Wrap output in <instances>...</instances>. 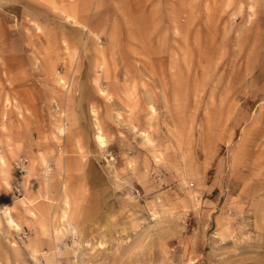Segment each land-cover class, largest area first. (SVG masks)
<instances>
[{
    "label": "rangeland",
    "instance_id": "374dc122",
    "mask_svg": "<svg viewBox=\"0 0 264 264\" xmlns=\"http://www.w3.org/2000/svg\"><path fill=\"white\" fill-rule=\"evenodd\" d=\"M0 264H264V0H0Z\"/></svg>",
    "mask_w": 264,
    "mask_h": 264
},
{
    "label": "bare ground",
    "instance_id": "6f19581e",
    "mask_svg": "<svg viewBox=\"0 0 264 264\" xmlns=\"http://www.w3.org/2000/svg\"><path fill=\"white\" fill-rule=\"evenodd\" d=\"M99 141L101 142V144H103V137H102V136L99 137ZM1 160H2V159H1ZM3 162H4V161H2V163H3ZM5 217H6L7 222H8L10 225H16L15 222H14V220H13V216H12V214H11L10 211H6V212H5Z\"/></svg>",
    "mask_w": 264,
    "mask_h": 264
},
{
    "label": "built area",
    "instance_id": "2783aa9c",
    "mask_svg": "<svg viewBox=\"0 0 264 264\" xmlns=\"http://www.w3.org/2000/svg\"><path fill=\"white\" fill-rule=\"evenodd\" d=\"M26 163V159H20L17 163V169L22 172L24 170V165Z\"/></svg>",
    "mask_w": 264,
    "mask_h": 264
},
{
    "label": "crops",
    "instance_id": "0c3cea01",
    "mask_svg": "<svg viewBox=\"0 0 264 264\" xmlns=\"http://www.w3.org/2000/svg\"><path fill=\"white\" fill-rule=\"evenodd\" d=\"M6 207V206H5ZM5 210V209H4ZM6 211H10L11 212V214H12V216H13V213H12V211L11 210H6ZM5 211V212H6ZM13 220H14V222H15V224L16 225H13L15 228H17V229H19L20 228V226H21V224H20V222L19 221H17L15 218H14V216H13ZM5 222L7 223V224H9L8 222H7V220H6V217H5ZM10 225V224H9Z\"/></svg>",
    "mask_w": 264,
    "mask_h": 264
}]
</instances>
